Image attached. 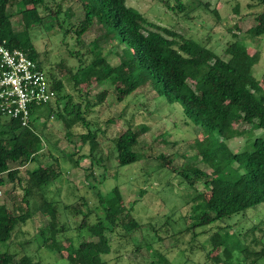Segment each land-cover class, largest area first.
Returning <instances> with one entry per match:
<instances>
[{
  "label": "trees",
  "instance_id": "trees-1",
  "mask_svg": "<svg viewBox=\"0 0 264 264\" xmlns=\"http://www.w3.org/2000/svg\"><path fill=\"white\" fill-rule=\"evenodd\" d=\"M64 1H78L82 18L74 23L68 22L71 14L61 8ZM162 1L168 8H173L167 0ZM257 1L261 9L253 15L254 24L245 30L250 37L264 36V0ZM17 2L19 6L12 11ZM197 5H200L199 0H190L188 5L175 0L174 7L178 12L184 11L186 16ZM202 5L206 6V3ZM40 10L46 11L45 15L57 21L62 34L72 30L76 43L92 26L101 29L93 39L96 49L88 51L91 59L87 63H83L79 50L71 51L78 62L73 72L66 68L65 74L78 94L82 91L83 83L90 78H95L97 85L114 80L116 84H112V91L116 100L121 101L148 82L156 95L163 96L169 103L179 102L184 116L205 134L216 133L218 140L214 147L209 146L204 135L205 143L198 148L200 160L207 164L210 172L195 166L175 171L170 159L161 154L158 156L161 159L160 166L181 178L187 187L202 180V192L193 190V195L185 202L187 211L182 215L183 232H191V240L197 235L194 232L196 227L223 222L235 213L264 204V134L255 135L239 151H232L226 144L227 140L242 134V131L232 127L234 123H245L250 130H264V88L252 75L258 56L246 49L240 37L233 34V40L227 42L222 55H218L205 44L147 20L138 10L126 5L124 0H0V41L3 40L6 47L23 50L38 67L37 52L25 30L40 21ZM212 11L216 14V10ZM13 15L21 19L24 28L21 31L14 29L11 22ZM101 44L122 45L123 60L109 64L101 54ZM61 66L62 63L57 65ZM45 74L55 91V97L46 104L31 107L26 125L22 126L18 119L0 112V187L5 184L2 177L5 173L12 188L17 185L21 189L20 200L26 207L8 219L10 214L0 202V242L13 244L14 232L33 213H47L49 221L37 230L38 240L42 246L57 251L55 234L64 230V226L56 221L58 201L49 199L47 191L48 186L60 176L61 168L54 157L50 163H41L37 159L36 153L43 146L41 137L36 133L37 124L42 128L47 119L54 116L62 123L68 136L70 127L79 122L85 129V132H78L82 144L88 143L97 129L90 130L83 116L88 111L87 104L81 109L79 102H71L69 93L63 92L62 79L48 71ZM82 93L86 95L85 91ZM106 94V88L98 91L96 102L100 104ZM63 99L61 109L60 102ZM43 107L45 110H41ZM64 114L70 116L68 120ZM2 116L6 118L1 119ZM39 118L40 123H36ZM125 122L126 127L112 137L117 166L142 158L133 147L138 135L147 126L142 124L132 127L131 117ZM29 145L33 146L34 152ZM96 150L88 147L86 153H78L77 157L87 158L89 166L98 165ZM63 154L73 166H77V158H73L72 154ZM31 163L33 167L27 168L26 164ZM11 164L15 166L10 167ZM104 174L102 171L90 188H96ZM94 190L102 206V217L96 215L91 224L86 220L93 211L86 206L85 201H81V208L61 204L67 214L80 216L70 229L77 233L84 229L90 238V244L87 239L77 240L75 244L67 239L68 264H107L103 256L111 251L112 234L116 230L120 233L121 229L120 234L127 238L140 229L139 223L130 213L135 200L127 202L128 207H125L118 185H113L104 194L99 189ZM227 228L229 225L222 224L203 231H208L210 243L205 256L216 251L210 256L211 264H255L263 252L261 247L254 250L261 246L262 241L253 232L259 230L262 234L264 219L248 228L251 234L249 243L243 234L245 240L238 247L231 241ZM24 243L27 241L16 243L20 253L6 249L0 251V264H42L25 252ZM18 253L19 257L14 262ZM153 254V259L142 264H169L163 253L154 250Z\"/></svg>",
  "mask_w": 264,
  "mask_h": 264
},
{
  "label": "rangeland",
  "instance_id": "rangeland-1",
  "mask_svg": "<svg viewBox=\"0 0 264 264\" xmlns=\"http://www.w3.org/2000/svg\"><path fill=\"white\" fill-rule=\"evenodd\" d=\"M124 1L147 20L205 44L218 55H222L225 44L233 40V34L237 35L243 40L246 49L258 56L252 68V75L264 88V36L250 37L245 32L254 24L253 15L261 9L257 0H199L200 5L186 16L184 11L178 12L174 7L175 0H167L173 8H168L162 0ZM180 2L188 5L190 0ZM204 2L206 6L202 5ZM48 4L51 6L50 2ZM18 6L17 2L12 11ZM61 8L71 14L68 20L70 23L82 18L78 1H64ZM212 9L216 10V14ZM39 14L42 16L40 21L29 25L25 30L37 52L38 64L44 71L62 79L63 92L69 93L71 102H79L81 109L87 104L88 111L83 116L89 123V129L97 130L88 143L82 144L78 132H85V129L79 122L70 127L71 133L68 136L62 123L54 116L49 117L42 128L37 124L36 133L43 142V146L36 153L37 159L41 163H50L54 157L61 168L60 176L48 186L47 197L58 201L56 221L63 223L64 230H59L55 234L57 251L47 248L46 245L42 246L38 240L37 230L47 224L49 217L47 213L35 212L14 232L13 244L5 245L0 242V251L6 249L10 252H19L16 243L27 241L23 244L24 250L34 260H40L42 264H68L67 239L73 244L77 240L87 239L90 244V238L84 229L79 233L70 229L80 216L67 214L62 210L61 204L81 208V201H85L86 206L93 211L86 220L91 224L95 221L96 215L102 217V206L94 189H99L104 194L113 185H118L125 207H128L127 202L135 200L130 213L139 223L140 229L127 238L121 235V229H119L121 234L118 230L112 234L111 251L103 256L107 264H142L154 258V250L163 253L169 264H211L210 256L216 251L211 252L208 257L205 256V252L210 248L208 229L222 224L229 225L228 233L231 235V241L237 244L236 247L242 245L245 240L243 234L249 243L251 234L248 228L264 219L263 203L235 213L223 222L196 227L194 232L197 235L191 240V232H183L182 215L187 211L185 202L187 203L188 198L193 195V190L202 192V180H197L191 187H187L181 178L173 176L169 169L160 166L161 159L158 156L161 154L170 159L175 171L195 166L210 172L207 164L200 160L198 148L205 143L204 135L209 146L214 147L218 140L216 133L205 134L184 116L179 102L169 103L163 96L156 95L148 82L137 87L121 101L116 100L112 91V86L116 84L114 80L112 82L106 80L97 85L95 78H90L81 87L86 95L82 91L78 94L65 74L66 68L73 72L78 62L71 51L79 50L83 63H87L91 59L88 51L96 49L93 39L101 29L92 26L76 43L72 30L62 34V29L53 17L45 15L44 10H40ZM60 18L63 16L60 15ZM11 22L15 30L24 29L18 15H13ZM101 45H99L101 54L109 64L113 65L123 60L122 45ZM61 63L62 66L57 67ZM102 88H106L107 94L99 104L96 102V93ZM63 103L64 99L60 102L61 109ZM41 110H45L44 107ZM63 116L65 119L70 117L66 114ZM130 117L132 127L142 124L147 126V129L138 135L133 147L142 158L133 163L117 166L112 137L126 127L125 119ZM40 121L41 118L35 122ZM232 127L242 131L241 135L226 141L232 151L242 150L244 144L255 135L264 134L263 129L250 130L247 124L241 122L234 123ZM88 147L97 149L96 160L100 164L89 166L87 158L77 157L78 153H86ZM29 148L34 152L33 146L29 145ZM63 153L72 154L73 158H77V166H73ZM12 166L15 165L11 164L10 167ZM26 167L32 168L33 164H26ZM102 171L105 173L102 182L96 184V188H90L96 183L95 180ZM2 177L5 184L0 187V202L5 205L10 219L11 215L19 214L26 207L20 200L21 189L17 185L12 188L5 173ZM204 230L208 231L205 233ZM260 232L259 230L253 232L262 241L261 246L254 250L261 247L263 252L255 264H264V231L262 234ZM19 253L15 255L14 262Z\"/></svg>",
  "mask_w": 264,
  "mask_h": 264
},
{
  "label": "built area",
  "instance_id": "built-area-1",
  "mask_svg": "<svg viewBox=\"0 0 264 264\" xmlns=\"http://www.w3.org/2000/svg\"><path fill=\"white\" fill-rule=\"evenodd\" d=\"M55 91L36 62L19 48L0 41V112L18 119L22 126L30 118V108L53 100Z\"/></svg>",
  "mask_w": 264,
  "mask_h": 264
}]
</instances>
